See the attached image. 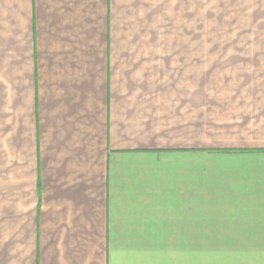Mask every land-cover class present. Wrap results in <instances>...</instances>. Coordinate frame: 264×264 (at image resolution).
<instances>
[{"label": "crops", "instance_id": "0c3cea01", "mask_svg": "<svg viewBox=\"0 0 264 264\" xmlns=\"http://www.w3.org/2000/svg\"><path fill=\"white\" fill-rule=\"evenodd\" d=\"M225 70L264 71V0H0V264L264 247V91Z\"/></svg>", "mask_w": 264, "mask_h": 264}, {"label": "rangeland", "instance_id": "374dc122", "mask_svg": "<svg viewBox=\"0 0 264 264\" xmlns=\"http://www.w3.org/2000/svg\"><path fill=\"white\" fill-rule=\"evenodd\" d=\"M223 79L232 81L230 83H239V86L256 88L257 92L264 91V71H209L210 87H222ZM261 88V89H260ZM253 252H264V247H208V264H240L238 254H247ZM202 253V247H193L194 264H202L199 261V255Z\"/></svg>", "mask_w": 264, "mask_h": 264}]
</instances>
